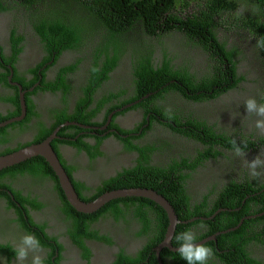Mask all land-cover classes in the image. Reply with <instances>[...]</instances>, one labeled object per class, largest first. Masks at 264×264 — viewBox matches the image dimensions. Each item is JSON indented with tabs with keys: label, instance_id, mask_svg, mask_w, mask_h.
Returning <instances> with one entry per match:
<instances>
[{
	"label": "trees",
	"instance_id": "1",
	"mask_svg": "<svg viewBox=\"0 0 264 264\" xmlns=\"http://www.w3.org/2000/svg\"><path fill=\"white\" fill-rule=\"evenodd\" d=\"M48 1L17 0L15 7L24 9L20 16L21 18L19 17L20 20H25L23 23L30 21L36 33L41 37L44 48L48 53L46 60H50L52 57L56 59L62 52L68 50L69 52L78 51L81 53V51L92 49V57L88 66V75L92 80H88L87 85L83 89L85 95L79 101H76V106L72 113H68L66 109H54V122L50 126L43 122L37 123L38 134L35 135L30 143L42 141L57 125L66 120H77L83 124L91 122V119L103 106V103L108 102L113 95L111 93V96L103 97L95 107L87 109L93 101V93L98 85L106 81L108 74L119 65V61L124 55V48L128 47L125 36L132 30H144L149 37H158L169 31L181 32L201 52L206 55L209 54V59L214 60L216 64L213 67L212 74L210 72L209 76L208 72H203V83H198L190 80L192 75L186 67L181 69L173 68L171 59L166 58V54L161 61L162 63L154 64L151 49L146 50L144 55H135L133 51L132 64L137 95L127 101L134 100L155 90H158L157 93L145 101H153L155 97L162 96L164 92L169 90L181 91L187 98H201L202 100L205 97L212 96L206 90L202 91L201 95H196L199 88L202 90L210 88V85H204L207 82H215L217 86H219V82L223 83L224 86L221 91L222 89L227 91L235 88L239 81L244 79V77L238 76L236 71L235 52L233 51L236 49V45L232 43V49H229L227 47L228 37L220 35V30H225L233 35H237L241 30L255 34L254 45L260 52L259 54L263 56L264 62V49L259 47L257 43L264 44V0H53L59 6L64 5L63 10L60 7V16L57 17L47 13L42 14L40 11L48 6ZM68 4L72 15L67 9ZM15 7L8 6L6 0H0V11L6 9L8 11L15 10L13 19L18 16V10ZM10 36L12 55L8 58V62L11 64L20 51V47H16V45L20 42L21 36H16L14 29ZM239 53L242 55L243 51L239 50ZM81 58L83 59L84 55ZM79 60L77 59L75 63H69L66 67L58 70L57 76H62L61 80L47 83L42 81V83L46 84V88L51 91L60 89L63 94L67 93L71 85L66 80H63V76L72 71ZM93 69L97 71H93ZM9 74L10 70H2L0 64V83L3 82L4 85L11 87L7 81ZM14 77L19 79L23 89L29 88L35 81L25 82L24 78L17 74ZM171 80H177L179 83H171ZM182 85L186 88H181ZM185 89L195 95H187ZM35 91L25 94L27 114L24 121L17 124L27 122L31 115L38 116V113L33 110L35 104L30 97ZM1 98L11 103V106L15 104L14 109H9L10 112L7 117L19 114L21 107L16 88L14 92ZM123 104H125L124 100L117 105L122 106ZM136 106H143L145 112L150 111L144 108L146 106H144L143 102ZM112 108L113 106L109 111ZM154 112L155 114L151 113V118L158 119L162 117L172 120L175 126L167 123L170 127L182 134L201 139L203 143L208 144L206 150L200 152L193 161L184 160L178 162L174 160L170 170L161 167L159 171L153 170L150 172L151 175L147 183L171 203L179 220H187L194 216L207 217L206 219L197 218L186 224L178 223L171 244L174 247H178L175 237L185 230H193L197 235L198 241L216 232H221V230L236 226L243 219L241 225L235 230L220 233L216 236V242L211 240L204 244L210 247L214 253L208 264H218L215 260H218L221 264H262L260 258L253 256L251 249L264 245V214L251 218H246L245 216L264 212V181H259V177L253 179L248 174H245L246 178L243 182L231 181L222 185V188H205L191 195L187 193L185 185L186 182L189 185L194 178L193 170L195 168L204 166L207 161L212 162L213 159L215 160V156L221 153L218 149H214V146L218 145L229 150L233 148L232 141L236 140L242 147L246 145L245 150L261 149L264 148V136L260 135L257 140H251L250 137L243 135L237 138L236 135L233 136L231 133L233 137L230 140V137L225 133L217 132L212 126L210 130L201 128L199 123L190 119L180 120L175 119L173 117L175 115L166 116V113L160 108L159 111ZM6 128H0V143L7 141L8 131ZM198 129L204 130L203 138L200 137ZM79 130L82 129L76 126H67L62 128L58 134L74 136ZM71 131L74 132L71 133ZM123 132L127 133L124 130ZM78 139L76 145L80 147L82 140H80V137ZM99 139L101 138L97 137V140ZM130 139L131 136L124 141L126 142V147ZM57 142V139L52 142L56 152ZM96 147L97 145L94 148ZM87 148L88 146L85 147L86 150ZM6 149L1 154L13 151ZM146 149L148 150L150 147H146ZM97 151L98 149L95 152L90 151V156L94 157ZM226 157H229V155ZM211 158L212 160H210ZM228 159L230 160V158ZM261 159H264V151H262ZM145 168L150 169L151 167L138 166L135 171L140 173L146 170ZM228 168L231 169V166ZM66 170L71 175L70 169L66 168ZM128 170L129 176H120L121 179L116 178L113 181L114 184L107 187V190L138 186L139 184L132 180L131 168H128ZM188 171L192 172L189 174L187 173ZM258 171L263 172L264 169H258ZM18 173H27L35 178L46 176L53 181L62 207L66 211V220H71L67 233L75 244L84 249L82 257L85 259H89V250L84 247L82 237L103 239L102 236L98 235L97 230L92 231L90 221H94L99 216L104 217V213L108 211L118 218L122 216L124 208L135 205L136 202L134 200H137V198L116 199L104 205L97 212L91 214L81 213L77 212L66 201L60 189L57 176L42 156H34L20 164L4 169L0 172V178ZM241 173L239 174L243 176ZM230 177L232 178V176ZM137 181H140V179H137ZM73 184L76 191L80 194V183L73 182ZM0 186L8 187L10 185L3 183ZM205 190L208 191L204 193L203 191ZM11 191L20 199L21 205L24 202H28L32 208L38 207L37 204L39 203L36 201L32 202L27 196L23 197L20 191V193L13 189ZM97 196H81V198L85 201H90ZM14 207L19 208L17 206ZM236 207H239V209L220 211L213 218H209L218 208L235 209ZM23 209L25 210V207ZM21 214L23 215V213ZM139 218L144 223L143 231L150 232L149 243L142 248L136 257L122 256L120 254L112 264H158L153 248L164 238L168 225L166 212L161 206H158L156 215L152 220L144 215H140ZM150 223H154V225L150 227ZM37 237L42 242L41 236L38 235ZM104 240L110 241L109 238H104ZM57 246L60 248V245ZM0 253L10 258L14 254V250L9 246L0 245ZM160 259L163 264H186L177 251L174 252L168 248L161 250Z\"/></svg>",
	"mask_w": 264,
	"mask_h": 264
},
{
	"label": "flooded vegetation",
	"instance_id": "2",
	"mask_svg": "<svg viewBox=\"0 0 264 264\" xmlns=\"http://www.w3.org/2000/svg\"><path fill=\"white\" fill-rule=\"evenodd\" d=\"M24 21L13 20L12 17H10V13L7 9L0 11V39L4 40L2 43H0V52H2V54L5 55L9 53L10 39H11L10 35L13 29L19 35L26 34L24 38L30 34L28 32L32 30L33 26L30 24V21L23 23ZM91 51L92 49L86 51L88 52L86 55H84L85 54L84 51H81V53L74 51L71 52L64 51L51 64L50 61L47 62V64H49V67H46L45 65L40 67L39 77H38V80H40V82L35 87L38 88V90H36L33 94L30 95L33 103L35 104L33 110L39 113L40 116L31 117L26 123L27 127L25 126L26 127L25 130L23 129L24 127L7 129V131L10 132L8 133L7 136L8 140L5 143H0V153L3 152L8 147L11 150L17 149L22 143L33 140L35 135L38 134L37 123L39 120L44 121L45 123L48 124V126L51 125L54 122V118H53L54 109L56 110L61 109L62 105L67 99V96H69L68 104L70 109L74 107L75 102L73 104V101L78 99V95L84 96V93L81 90H79V88L83 89V87L87 85L88 80H92L91 77L88 75V66L92 57ZM82 55H84V58L81 59L78 62V64H76V67L72 71L66 73L63 76V80H66V82L71 85V88L67 93L63 94L60 89L56 91H51L50 89L46 88V84H43L41 82L42 80L45 81L52 80V82L54 80H61L62 76H57L58 70H60L63 67H66L69 63H75V59L80 58ZM45 56H46V52L44 48H42L41 43H39L37 38H34V42H32L30 46H25L24 49L21 51V53L18 54V60L15 62V66L17 65V63L19 64L20 61L24 67L21 70L23 71L26 70L27 69L26 67L29 65L30 67H35L36 65L42 63ZM124 56L126 57L125 62L119 63V65L116 66L109 73V78L111 79L108 78L109 80L107 79L108 81H105L102 84V89L100 91L102 92L106 88V85L108 83L107 87L108 89L112 88L114 95L120 92L119 96L113 97V100L117 101L118 103L128 99L130 95H132V97H135L137 95L136 86L133 82V80H135L134 69H133V64L129 60L128 50L124 52ZM184 58L187 61L188 59H190V56L187 53H184ZM25 62H26V66H25ZM182 65L188 66L187 64H182ZM18 70L20 71L19 67ZM24 76L27 78V72L24 74ZM131 83H132V90L130 91L129 94L124 95L121 91V87L125 85L131 86ZM33 91L28 90V92H33ZM10 93H12V88L8 86L4 87L3 84H0V95H4V94L8 95ZM154 99L157 100L158 98L155 97ZM136 100L137 98L135 99V103ZM133 101L134 100H132L131 102ZM141 102L146 104L147 109L154 108V101L147 102L145 100H141L140 103ZM128 103L129 102H125V104H123L122 106L116 105L110 111L109 109L112 106L109 104V102L106 103L105 105L102 106V109L95 114L94 119L91 120L90 123L84 124L85 126L87 125L90 127L81 128L82 130H79L74 136L60 135V139H58V142L56 143L57 150L59 153L58 155L60 159H62V163H64L65 167H68L70 169V173L72 177L76 181H79L82 184L79 186V188L81 192L88 197H92L94 195H99L100 193L101 194L104 193L105 190H107V187H110L111 185L114 184L113 181L116 180V178L121 179L120 174L118 173L119 171H117V169L120 166L118 165V161H120L123 158L126 159L127 157H130L132 160V166L136 165V168L138 166L146 167L148 165H152V166L164 167L166 170H170L172 165L174 164L172 156H169V146L167 148V152H168L167 158L166 156L157 157L153 155H150L149 158L151 148L148 150L146 149V147L147 148L150 147L149 143L151 144V142H157V141L160 142V139L158 138L159 136H161L162 139L166 140L171 132L174 133L173 130L167 126L162 127L160 125V121H164L162 118H158V119L155 118L153 120L159 121V125H160V128L158 125L157 128H155L159 132V133L157 132L158 135L157 136L154 135L151 138H146L142 136L137 130V125H142L143 127L146 128L148 127L149 124L148 123L141 124L140 122L142 119L137 116L142 115L144 111L140 110L142 109V107H137V108L127 107ZM10 107L12 109L15 108L13 104L12 106L10 105ZM226 108L228 109L227 106ZM226 108H225V112L223 113H215L213 115L206 114L201 119L203 121H210L212 122V125H214L215 127H219L220 128L219 132L225 133L228 137H230V140L231 137H233L234 135H236L237 138H240L241 131L237 129L238 124L237 121L235 120L236 117H232L230 115V112ZM245 113H246V108L243 109V114H244L243 119L248 118L245 116ZM113 122H117L118 124L123 125L129 129V131L124 135L120 134L121 136H123L122 138H120L123 141L117 144H114V142L107 141L106 139L102 138V134H104L106 131H110V132L116 131L115 127H113L112 125ZM150 124H151V119H150ZM105 125H107L106 128H101ZM245 126L246 129L249 132H251L253 127L252 122L251 121L246 122ZM21 129L24 131L17 133ZM73 132L74 131H72V133ZM198 132L200 133V137L203 138L204 130L198 129ZM231 133L233 134V136H231ZM130 136L131 139L127 147L131 154H129L125 150L126 142H124ZM79 137L81 138L80 140H82V144L80 147L76 145V143H78ZM97 137L101 139L97 140ZM197 141L200 144L199 147L200 150L205 151L207 146L204 147L202 145L203 142L201 139H197ZM95 145H97L96 148H94ZM87 146L88 149L90 150L91 148V151L93 152H95L98 149L94 157L90 156L87 153L85 149V147ZM214 149H218L219 151H221V153L216 155L215 160L213 159L212 162L214 163L217 161L220 162L223 165L225 171L231 170L230 168H225L229 164L231 165L236 164L243 159V157H237L234 155L233 148L226 150L224 147L216 145L214 146ZM245 151H247L250 154L246 159L251 161L257 155L262 154L264 148L248 149ZM227 155H229V157H226ZM228 158H230V160ZM131 160L129 162H131ZM210 160H212V158ZM212 162L208 161V164L213 165ZM243 162H245V160L242 161V163ZM206 166L207 164L199 168V172L197 175L196 174L194 175V178L198 179L200 175L204 174V170H211L210 173L213 176H215L216 178H220L221 173L219 171L215 170L214 168L207 169ZM244 166L247 167L246 164ZM248 173L249 170L246 168H245V173H241L243 174V176H241L239 173H227V178L223 183H221V185H224L231 181H235L238 183L243 182L246 178L245 174ZM18 176H17L18 178L16 177L15 185L12 188L14 191L16 192L18 190L21 191V194L27 196L29 200H33V199H37L38 201H41V199L49 200L53 189V182L50 178H47L46 176L35 178L33 176L28 175L27 173H23ZM230 176H232V178ZM0 181L3 182L4 178H0ZM259 181H264L263 175H260ZM146 183H147V179L139 182V184L142 186H145ZM214 185H215L214 183L211 184V186ZM47 188H49L50 191L47 190ZM185 189L188 194L190 195L192 194L191 192L192 187L191 185L190 186L187 185V182L185 185ZM12 195L14 194L11 192L6 194V196H12ZM5 197L0 198V201H2L0 202L1 205L0 245L10 244L15 248L18 245L20 238L23 236L20 233L23 232L19 227H17V225L12 219L17 218L18 216L17 212L19 211V208L21 209L22 207H26V205L29 206V204L28 202L24 203L18 209H15L14 207H10L8 205L7 200L5 201L4 199L2 200V198ZM134 201L136 202V204L124 208V211L121 214L122 216L118 218H116L110 211H108L107 214L104 213V217L99 216L94 221H91L90 228L92 229V231L97 230L98 235L102 236L103 239L82 237L84 247L89 250V261H84L82 263L81 256L82 254H84L83 253L84 249L78 246L77 244H75L74 241L69 237V235H67V231H65V234L62 236L63 237L62 240L66 245L63 244V247L66 249L68 255L73 259V261L75 260L74 264H112L115 262V260L120 254L122 256H130V257H136L139 254L142 248L149 243V238H150L149 237L150 232L143 231L144 223L140 221L139 218V216L141 215L140 211L143 207L145 210H147L149 214L151 212H154V215H156V211L158 207L150 204H145L141 206L138 200H134ZM14 205L17 206L16 204ZM40 206L42 207L43 210L42 209L37 210V207H33L30 210L26 209V211H30L29 213L36 224H45V222L43 221L48 220L45 211L46 205L40 204ZM49 207H50L49 209L50 214L51 213L54 214V220L52 222L59 221L61 224H63V218L61 217L60 212L57 211V208L52 205H49ZM153 218L154 217H151V220ZM65 220H66V216H65ZM69 221L71 220L69 219ZM153 225L154 223H150L149 226L152 227ZM34 227L38 228V226L36 225H34ZM62 229L64 230L63 227ZM43 230L45 233L47 232L46 227H44ZM52 234L57 238L59 242H61L60 236L54 234L53 231ZM104 238H109L110 241L107 242L106 240H104ZM251 252H253V256H257L262 260L264 259V245L262 247L252 248ZM0 259H1V254H0ZM30 261H31V254L29 255L27 264H30ZM215 261H217L218 264H221L218 260ZM10 264H15L14 255L11 257ZM44 264H47V262L44 261Z\"/></svg>",
	"mask_w": 264,
	"mask_h": 264
},
{
	"label": "clouds",
	"instance_id": "3",
	"mask_svg": "<svg viewBox=\"0 0 264 264\" xmlns=\"http://www.w3.org/2000/svg\"><path fill=\"white\" fill-rule=\"evenodd\" d=\"M6 2H7L8 6L15 7L16 3H17V0H6ZM15 8H17V10H18V16H17L16 19H13V15L15 13V10H11V11H9V13H10V17H12L13 20L17 21V20H20V18H21L20 16H21L22 12L24 11V9L18 8V7H15ZM242 32H245V33L249 34L250 36H252L253 37V42L250 45L236 44V49L233 50L235 52L234 59L236 61L237 75L244 77V79L239 81L238 85L235 88L229 89L227 91H224L222 89V91H221V88L224 86L223 83L219 82V86H217L215 84V82H207V84H204V85H210V88L209 89H203V90L199 88L197 90V92H196V95H201L202 91L206 90V91H208V93H210L212 95L211 97H205L202 100H201V98L200 99H190V98H187L186 95L182 94L181 91L177 92V91L169 90L167 92H164L162 96L161 95L158 96L157 100H155V99L153 100L154 101V108L153 109L152 108L149 109L150 110L149 112H145V110L143 109V106H141L142 109H140V110H143L144 112H143L142 115H138L137 117L142 119L141 122H140L141 124L142 123L143 124L144 123H148L149 124L148 127H146V128L143 127L142 125H137V130L139 131V133L142 136H144L146 138H151L154 135L157 136L158 133H159L155 129V128H157V125L159 126V128H160V125L162 127L167 126L170 129H172L173 132H174V133L171 132L169 137H167L166 140L162 139L161 136H159L158 138L160 139V142L157 141V142H151V144L149 143L150 148H151L150 149L149 158H150V155L157 156V157L166 156V158H167L168 157V152H167L168 146H169V156H172L173 161L175 160V161H178V162H182L184 160L193 161V160H195V158L198 156V154L200 152H203L202 150H200V148H199L200 144H199V142L197 141V139L195 137L190 136V135L182 134V133L176 131L173 127H170L167 124V123H171L172 126H175V124L173 123L172 120H168V119H165V118L161 117L164 121H160V125H159V121L153 120V118H151V117L149 118V116H152L151 113H155L154 111H159V108L164 113H166V116L175 115L173 117L175 119H180V120L190 119V120H192V121H194L196 123H199L201 125V128H207V129L211 130V126H212L217 132H219L220 131L219 127H215L214 125H212V122L203 121L201 118L204 115H206V114L213 115L215 113H223V112H225V108L227 106L228 109L227 108L226 109L230 112V115L232 117H236L235 120L237 121V124H238L237 129H239L241 131V135H243L245 137H250L251 140H257L260 137V135L264 136V62H263V57H262V55L259 54L260 52H258V49H256V47L254 45V42L256 40L255 34L253 35V33H251V32L249 33V32H246L244 30H241L237 34L240 35V34H242ZM28 33H30V34L27 35L24 38V36L26 34L25 35H19V34H17L15 32L16 36H21L20 42L16 45V47H20V51H19L18 54L21 53V51L24 49L25 46H30L31 43L34 42V38H37L39 43H41L42 48H44V43L41 40V37L34 30V27ZM172 34L180 35L183 40L187 39L186 35H184L183 33H181V32L177 33V32H174V31H169L167 33H163V34L159 35L158 37H149L148 35H146L144 30H132V31L128 32L129 36H131V35L132 36L139 35L149 44L150 49L152 50V60H153L154 64H159L160 60L162 61L164 59V55L166 54L167 55L166 58H170L171 59V64H173V66H172L173 68L181 69L183 67H186L188 69V71L191 72V75H192L190 80H194L195 82H198V83H203V81H202L203 80V78H202L203 77V72H208L209 76H210V72L212 74L213 67L215 66L216 62L214 60H212V59H209V54L206 55L204 52H201V55H202V59H201L202 67H201V69H199V71H196L192 66L190 67L187 63H176L175 60H174V56L175 55L176 56H180V54H181V53H179L178 50H177V54L178 55L177 54L172 55L170 53L171 50L170 51H160V48H161L160 45L159 44H155V41L159 40L161 37H166L167 38L168 36H170ZM0 41L3 42L4 40L0 39ZM2 42H0V43H2ZM257 43H258L259 47L264 49V44H260V42H257ZM126 45L128 47L124 48L123 53L126 52L127 50L129 51V60L132 63L133 52H132L130 43L127 41ZM11 46H12V43L10 42L9 53L4 55V54H2V52H0V64L2 66V70L8 69V70H10V74L12 72V75L10 76V74H9L8 77H7V81L11 85V87L9 85H4L3 82L0 83V84H3L4 87L8 86V87L12 88V92H14V89L16 88L17 91H18V97H19V87H18V85L21 86V90H26L25 94L28 92V89H30L32 86H34V85L37 86L39 84V82H40V80H38L40 67H42L44 65L46 67H49V64H47V62L50 61V64H51L52 62H54L55 58L52 57L50 60H46V58L48 56V53L46 52V50L44 48V50L46 52V56H45L43 61L41 60L42 63L36 65L35 67H30V65H29V66L26 67L27 68L26 70L21 71L22 68H24V67H23V64L20 61H19V64L17 63V65L15 66V62L18 60V54H17L16 59L11 64L8 62V58L12 55ZM227 47L229 49H232L231 46H227ZM178 49H180V48H178ZM89 50L90 49H88L86 51H89ZM158 50L162 54L161 57H156L155 54H154ZM239 50L243 51L242 55H240ZM86 51H84L85 52L84 55H86L88 53ZM74 52H78V51H74ZM78 53H80V52H78ZM81 57L77 58V59L81 60L82 59ZM180 57L184 58L183 55H181ZM77 59H75V60H77ZM125 59H126V57L123 55L122 58L120 59L119 63L125 62ZM240 62H246L249 65L250 69L249 70H243L241 65H240ZM182 64H187L188 66H184ZM18 67H19L20 71L18 70ZM93 71H97V70L93 69ZM26 72H27V78L24 76V74ZM15 74H17L20 77H23L25 79L24 80L25 82H30L31 80H35V81H34L33 85H31L29 88L23 89L22 84L20 83L19 79L18 78L16 79L14 77ZM108 78H109V76H108ZM107 79H106V81H108L111 78H109L108 80ZM42 81H44V83L52 82V80L51 81L42 80ZM11 82H14V83H11ZM104 82H102L100 85H98L97 89L93 93V101L88 106L87 109L95 107L96 104L99 102V100H101L103 97L111 96V93L113 94L112 88L108 89V87H107L108 83L106 85V88L102 92H100L101 89H102V84ZM133 82H134V80H133ZM170 82L171 83H179V81H177V80H171ZM35 87H34L33 90H38V88H35ZM84 87H83V89H84ZM181 88H186V87L184 85H182ZM83 89L79 88V90H81L84 93ZM131 90H132V83H131V86L125 85V86L121 87V91H122V93L124 95L129 94ZM157 91L158 90L150 91L147 94H144L143 96L137 98L136 103L139 104L141 100H147L148 98L154 96L157 93ZM185 92H186L187 95L189 94L190 96L195 95V94H193L192 92H190V91H188L186 89H185ZM119 95H120V92H118L116 95L113 94L111 96V99L108 101L111 106L115 107L114 105L119 104L117 101L113 100V97H117ZM2 96H7V95L6 94L0 95V109L3 108V109L0 110V122H4L7 119L19 116L21 114V110L19 111V114L7 117V115L10 112L9 109H12L10 107V105H9L11 103H9L8 101H5V99L1 98ZM82 97H84V96L78 95V99L77 100L79 101ZM129 99H132V95H130L128 99L124 100L125 102H129L127 107L134 108V106H132V105L136 104L135 103V99L136 98L134 99L133 102H131L132 100L131 101H127ZM77 100L73 101V104L75 102L74 107H72V109H70L69 108V104H68L69 103V96H67V99L65 100V102L62 105L61 109H59V110L66 109L68 113H72L74 111V109H75ZM108 102H106V103H108ZM106 103H103V105H105ZM131 103H132V105L129 106V104H131ZM25 104H26V102H25ZM138 104H136V105H138ZM136 105H135V108L138 107ZM14 106H15V104H14ZM144 106H146V104H144ZM155 107H158V108H155ZM144 108H146V107H144ZM245 108H246L245 116L248 117V118H244L243 119V117H244L243 109H245ZM101 109H102V106L100 107V109L98 111H100ZM26 114H27V106H26ZM33 116H36V115H31V117H33ZM38 116H40L39 113H38ZM94 117H95V115H94ZM94 117L91 120H93ZM24 118L21 119L18 122H13V123L8 124V125H6L4 127H7L6 129H12V128H16V127H20V128L24 127L23 129L25 130L26 127H27L26 126L27 122H24L23 124H17V123H20V122L24 121ZM150 119H151V124H150ZM66 121L79 122L77 120H66ZM248 121L252 122V126L253 127H252L251 132H249L246 129V126H245V123L248 122ZM38 122L45 123L42 120H39ZM79 123H81V122H79ZM45 124H47V123H45ZM81 124H83V123H81ZM152 124H155V125H152ZM237 124H236V126H237ZM112 125H113V127H115L116 131H113V132L106 131L104 134H102V138L106 139L107 141H112V142H114V144L122 142L123 140H121L120 138L123 137L121 135L125 134L123 132V130L128 132L129 129L126 128L123 125L118 124L117 122H113ZM47 126H48V124H47ZM67 126L80 127V126H77V125H67ZM67 126H64V127H67ZM64 127H62V128H64ZM0 128H3V127H0ZM62 128H60V130ZM80 128H84V127H80ZM24 130L21 129L17 133H20L21 131H24ZM59 131L57 132L58 138L53 139L52 142L54 140H56V139L57 140L60 139V135L58 134ZM8 133H10V132H8ZM71 133H72V131H71ZM185 139H188L189 142H186ZM7 140H8V137H7ZM31 141H28V142L26 141V142L22 143L17 149H13V151L19 150L22 147H25V146H28L30 144H33V143H30ZM52 142H51V145H52ZM232 144H233L234 155L237 156V157H243L244 158L245 157V153L247 152V151H245L246 145H244L242 147L240 144H238L236 142V140H233ZM202 145L204 147L208 146V144H205V143H203ZM179 146L184 147V149H182V152L176 151L174 153V155H173V150L175 148H178ZM56 147H57V145H56ZM7 149H9V147ZM53 149H54V147H53ZM125 150L129 154H131L129 149L126 146H125ZM10 151H11V149H10ZM13 151H11V152H13ZM54 151L56 152L55 149H54ZM86 151L90 155V151L91 150H89L87 148ZM11 152H9V153H11ZM1 153H0V155H4V154H1ZM57 153H58V150H57L56 154ZM6 154H8V153H6ZM36 156H38V155H36ZM129 156H132V155H129ZM32 157H34V156H32ZM31 158H29V159H31ZM261 158H262V154L257 155L251 161H249V160L244 158L245 162H243V163L246 164V166H247V168L249 170V175L253 179H256V178L260 177L261 172L258 171V169H264V159H261ZM59 160H60L61 164L63 165V167L66 170V168H68V167L64 166V163H62V159L59 158ZM130 160H131V158L127 157L126 159L123 158L120 161H118V165H120V166L117 169V171H119L118 173L120 174V176L125 177V176H129L130 175L128 168H131V170H132V180H135L138 184H139V182H141V181H143L145 179H147V182H148L149 181V177L151 175L150 172L153 171V170H158L159 171V169L161 168V167H158V166L148 165L149 167H151L150 169H146V170H144V171H142L140 173H136V171H135L136 165L132 166V160H131V162H129ZM20 163H22V162H20ZM20 163H17V164H20ZM125 163H127V164H125ZM17 164H15V165H17ZM206 164H207V166H206V168H207L208 165H209L208 161L206 162ZM244 165H242V168L244 170L242 172H245V168H244L245 166ZM12 166H14V165H12ZM201 167H203V166H200V167L194 169L193 170V174L197 175L198 172H199V168H201ZM7 168H9V167H7ZM216 168H221L222 169L220 171L221 174L226 172L224 170L223 165H218ZM4 169H6V168H4ZM4 169H2L0 172H2ZM158 171H156V172H158ZM191 172L192 171H188L187 173L190 174ZM20 174H22V173L9 175L7 177H2V178H4V181L0 182V185L1 184L3 185V183H6V184H9L11 186H8V187L0 186V198L1 197H5L6 194L9 193V192H13V191H11V189L15 185L16 177L18 175H20ZM225 176H226V174L223 175V179L222 178L220 180L218 179L219 183H215V185L212 186L211 188L212 189L213 188H215V189L222 188L221 183H223L226 180V179H224ZM18 177H20V176H18ZM69 178L71 180V183H72L73 187H74L73 182H79V181H76L72 177V175L69 176ZM137 179H140V181H137ZM58 183H59V181H58ZM80 185H82V184L80 183ZM124 188H149V189L154 190L152 187H150V185L148 183H146L145 186H142V185L139 184L138 186H135V187L133 186V187H124ZM124 188H117V189H124ZM60 189L62 190L61 186H60ZM74 189H75V187H74ZM47 190L50 191L49 188H47ZM111 190H115V189H111ZM75 191H76V189H75ZM106 191H110V190H106ZM154 191H156V190H154ZM18 192H19V190H18ZM62 192H63V190H62ZM76 193L78 194L80 199H82L81 196L88 197L85 194H83L82 192L79 194L76 191ZM63 194H64V192H63ZM99 195H101V194H99ZM22 196L24 197V195H22ZM64 197L66 199L65 194H64ZM121 198H135V199L137 198V200L140 202L141 206H143L145 204H150V205H154L155 204L154 206H157V207L160 206L158 203H156L155 201L151 200L150 198L143 197V196H133L132 195V196H124V197H120V198H116V199H121ZM3 199H4V201L5 200L8 201V205L10 207H14L15 205H13V204H16L17 207L22 206L21 203H20V199L16 195L6 196L5 198H2V200ZM94 199H92V200H94ZM116 199H113V200H116ZM82 200L85 201L84 199H82ZM31 201L32 202L36 201L37 203H39V204H37L38 205L37 210L42 209L40 204H45L46 205L45 206L46 214L48 212L47 208L49 207V205H52V206L56 207L57 211L60 212V215L63 218V224H61L59 221L52 222L54 220V214L53 213H52L53 214V220L47 214L48 220H44L43 221V222H45V224H36L33 221L32 217H31V215L29 213L30 211H26V209H29V210L32 209V206L29 204V206L26 205L25 210L23 209V207L21 209L19 208V211L17 212L18 213L17 218L16 219H12L15 222V224L17 225V227H19L22 230V232H23V233H20L23 236L20 238V241H19L18 245L14 248L10 244H2V243L1 244L3 246H9L10 248H12L14 250V254L13 255H14V258H15V264H27L30 254H31L30 264H44V261H46L47 264H74L75 260L73 261V259L68 255L66 249L63 247V244H65V243L62 240L63 239L62 236L65 234V231H67V229L69 227V224H70V221L65 220V216H67V214H66V211L64 210V208L62 207L61 200L59 199L58 194H57V192H56V190L54 188V183H53V189H52V193H51V196H50L49 200L41 199V201H38L37 199H33ZM66 201H67V199H66ZM111 201H109V202H111ZM0 202H2V201H0ZM86 202H88V201H86ZM24 203H27V202H24ZM106 204H104V205H106ZM0 208H1V205H0ZM101 208H99L95 212L99 211ZM236 208H239V207H236ZM236 208L233 209V210H238ZM15 209H17V208H15ZM218 209H222V208H218ZM228 209H230V208H228ZM226 210H227V208L225 210H220V211H226ZM216 211L211 215L212 218L217 213L220 212L219 211V212L216 213ZM228 211H230V210H228ZM19 212L23 213V215L21 213L19 214ZM77 212H79V211H77ZM107 213L108 212H106V214ZM87 214H91V213H87ZM140 214L144 215L145 217H149V218L155 217L154 212H151L149 214L147 212V210H145L143 207H142V209L140 211ZM253 215H255V214H253ZM194 217L199 218V217H203V216H194ZM205 218H207V217H205ZM189 219H191V218H189ZM189 219H187V220H189ZM187 220H180V221H187ZM180 223H183V222H180ZM34 225L38 226V228H35ZM44 227L47 228V232L48 233L44 232V230H43ZM62 227L64 228V230L62 229ZM232 227H235V226H232ZM229 228H231V227H229ZM229 228H227V229H229ZM227 229H225V230H227ZM52 231L57 236L61 237V242H59L57 240V238L55 236H53ZM221 231H224V230H221ZM38 235L41 236L42 242H40L39 238L37 237ZM67 235H68V233H67ZM175 239H176V241L178 242V245H179L176 248V251L178 252L180 258H182L186 262V264H208L209 260L214 255L213 250L210 247H207V246L204 245L206 242L203 243V244L202 243H197L199 240L197 241V235H196V233L193 230H190V229L189 230H185V231L179 233L178 235H176ZM57 245H60V248ZM262 246L263 245H260L258 247H262ZM165 248H167V247H165ZM176 251H174V252H176ZM13 255H11V257ZM11 257L8 258L4 254H1L0 264H10ZM156 259H157V257H156ZM81 260H82V263L84 261H89V259H85L82 256H81ZM157 262H158V260H157ZM262 264H264V259L262 260Z\"/></svg>",
	"mask_w": 264,
	"mask_h": 264
},
{
	"label": "water",
	"instance_id": "4",
	"mask_svg": "<svg viewBox=\"0 0 264 264\" xmlns=\"http://www.w3.org/2000/svg\"><path fill=\"white\" fill-rule=\"evenodd\" d=\"M12 71V70H11ZM12 75V72L10 74V76ZM36 85L32 86L30 89L28 90H33L34 87ZM19 87V101H20V106H21V114L19 116L10 118L5 120L4 122H0V127H4L8 124H11L13 122H18L21 119H23L26 116V104H25V92L26 90H21V86L18 85ZM131 104H129V106H131ZM109 123V121H108ZM67 125H77L80 127H90V126H85L79 122L76 121H65L61 124H59L54 130L53 132L47 137L45 138L43 141L39 142V143H33L30 144L28 146L22 147L19 150L13 151L11 153L8 154H4V155H0V171L4 168L10 167L12 165H15L17 163H20L22 161H25L29 158H31L32 156H36V155H40L42 156L51 166V168L53 169L54 173L56 174L59 184L66 196L67 201L70 203V205L72 207H74L77 211L82 212V213H92L96 210H98L99 208H101L104 204L108 203L109 201L116 199V198H120V197H124V196H143V197H147L150 198L151 200L155 201L156 203H158L163 210L166 212V215L168 217V225H167V229L164 235L163 240L157 244V246H155L153 248L158 263L162 264L161 260H160V252L163 248L167 247L169 248L171 251H176L177 247L172 246L171 244V240L174 236V232L176 229V225L180 222H191L194 221L197 217H193L187 221H180L174 211L173 206L171 205V203L161 194L157 193L156 191L149 189V188H124V189H115V190H110V191H106L104 193H102L101 195H99L97 198H95L94 200L91 201H83L82 199H80V197L78 196V194L76 193L71 180L65 170V168L63 167V165L61 164L56 152L54 151L51 142L53 139L58 138L57 132L60 130V128L67 126ZM107 125L101 127V128H106ZM226 208H222V209H218L216 211L219 212L220 210H225ZM239 209V208H236ZM227 210H233V209H228ZM264 214V212L259 213V214H255V215H249V216H245L246 218H251V217H257ZM202 219H206L205 217H199ZM209 218H212V216H210ZM243 219H241L239 221V223L235 226V227H231L227 230L221 231V232H216L208 237L203 238L202 240H199L197 243H205L207 241H215L216 242V236L219 235L220 233H224V232H228V231H232L234 229H236L237 227H239L242 223Z\"/></svg>",
	"mask_w": 264,
	"mask_h": 264
},
{
	"label": "rangeland",
	"instance_id": "5",
	"mask_svg": "<svg viewBox=\"0 0 264 264\" xmlns=\"http://www.w3.org/2000/svg\"><path fill=\"white\" fill-rule=\"evenodd\" d=\"M60 7L62 8V10L64 9V5L63 6H59L56 2H54L53 0H49L48 1V6L46 8H43L42 10H40L42 12V14H50L54 17L60 16ZM68 11L71 13L72 15V11L70 10V6L68 4ZM220 35L223 36H227L228 37V46H231L232 43L236 44H245V45H250L253 42V37L250 36L249 34L242 32V34L240 35H233V34H229L227 33L225 30H220ZM126 40L130 43L132 52L134 51L135 55H144L145 51L150 49V46L148 45V43L139 35H134V36H129L127 33V36H125ZM3 40V39H1ZM126 41V42H127ZM2 42V41H0ZM155 44H159L160 45V51H170L171 50V54L175 55L177 54V50L179 51L180 56L183 55L184 53H187L190 56V59H188L186 61L185 58H181L180 56H174V60L176 63H187L190 67L192 66L196 71H199V69H201L202 67V63H201V59H202V55H201V51L188 39L183 40L182 37L180 35H175L172 34L170 36L166 37H161L159 40L155 41ZM232 47V46H231ZM180 48V49H178ZM160 51L158 50L155 54L156 57H161L162 54L160 53ZM178 55V54H177ZM187 57V56H186ZM263 57V56H262ZM240 65L242 67L243 70H249L250 67L246 62H240ZM25 66H26V62H25ZM253 72V71H252ZM179 106V105H178ZM3 109V108H1ZM0 109V110H1ZM186 142H189L188 139H185ZM182 149H184V147L179 146L178 148H175L173 150V155L176 151L182 152ZM250 154L248 152L245 153V159L249 156ZM244 158L242 160H240L238 163L236 164H229V166H232L231 170H227L225 173L220 174V178H216L215 176L211 175V170H204V174L200 175L198 177V179L193 178L190 183L189 186L191 185L192 190L191 192L194 194L200 190H203L205 188H210L211 189V184L212 183H219L218 181L223 177L224 174H226V176L224 177V179L227 178V173H240L243 170L242 165H244L245 163H242V161H244ZM217 161V160H216ZM212 164H209L207 169L210 168H214L217 171H221V168H216L218 165H222L220 162H212ZM219 179V180H218ZM208 190H205L203 192H206ZM50 207L47 208V214L48 216L53 220V214L49 212Z\"/></svg>",
	"mask_w": 264,
	"mask_h": 264
},
{
	"label": "bare ground",
	"instance_id": "6",
	"mask_svg": "<svg viewBox=\"0 0 264 264\" xmlns=\"http://www.w3.org/2000/svg\"><path fill=\"white\" fill-rule=\"evenodd\" d=\"M57 156H58V158H60L59 157V155H58V153H57ZM23 162V161H22ZM229 167V165L227 166V168ZM226 168V167H225ZM244 168H246V169H248L247 167H244ZM231 169H232V166H231ZM66 172H67V174L69 175V176H71L69 173H68V171L66 170ZM264 172V171H263ZM263 172H261V175H263ZM248 175H249V173H248ZM250 176V175H249ZM234 177V176H233ZM70 204V203H69ZM95 212V211H94Z\"/></svg>",
	"mask_w": 264,
	"mask_h": 264
}]
</instances>
